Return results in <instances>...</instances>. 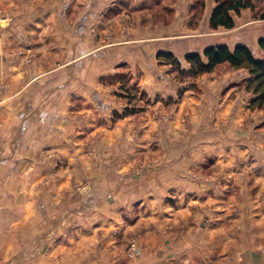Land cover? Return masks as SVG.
Returning a JSON list of instances; mask_svg holds the SVG:
<instances>
[{
  "label": "crops",
  "instance_id": "0c3cea01",
  "mask_svg": "<svg viewBox=\"0 0 264 264\" xmlns=\"http://www.w3.org/2000/svg\"><path fill=\"white\" fill-rule=\"evenodd\" d=\"M216 4L0 0L18 8L0 20V34L6 50L19 48L18 57L0 54V73L9 72L4 81L17 95L0 104V193L26 206L34 200L36 214L52 215L54 230L61 214L80 216V240L103 229L110 242L113 226H154L166 236V226L179 225L185 263L264 264V126L236 124L235 97L224 95L230 84L219 78L179 99L158 58L167 51L185 61L210 45L231 46L224 36L247 21L232 12L235 27L212 28ZM123 73L151 103L116 118L127 105L114 88ZM43 151L51 156L43 160ZM208 161L215 171L194 177ZM86 180L89 192L78 189ZM40 181L49 185L34 190Z\"/></svg>",
  "mask_w": 264,
  "mask_h": 264
},
{
  "label": "rangeland",
  "instance_id": "374dc122",
  "mask_svg": "<svg viewBox=\"0 0 264 264\" xmlns=\"http://www.w3.org/2000/svg\"><path fill=\"white\" fill-rule=\"evenodd\" d=\"M253 1L257 5V10L264 9V0ZM16 10L18 8L6 9L0 7V20L2 18H12ZM239 17L241 20L245 19L247 23L229 31L224 37L230 42L231 47L235 43H244L250 46L257 56H261L262 51L258 41L261 37H264V19L256 17L255 12L249 8L243 9ZM197 18L200 17L198 16ZM192 25L194 24L192 23ZM4 42L5 40L0 34V54L14 52L15 57H18L19 48L6 50ZM34 49L33 44L28 41L25 62L31 63L34 60ZM179 60L182 61L183 67H186L184 59L179 58ZM166 65H169L171 70L169 73L164 72L167 75L169 74L168 76L179 85V99L188 91L202 94L203 90L207 91L202 86V81L219 78V80L230 84L228 88H225L224 95L231 93L230 95L235 97L234 106L239 114L236 124L243 126L251 123L253 126L258 124L257 127L264 126V123H261L264 120V106L262 108L249 107L253 94L244 87V80L249 76L246 70L235 69L228 64H222L212 74H210L211 72L205 73L195 79L185 77L184 81H181L178 77V71H173L172 65ZM6 73L9 72L2 71L0 73V104H2L1 100H3L4 96L9 99L17 96L13 84L11 86L10 83L4 81V74ZM13 73L11 72V74ZM107 79L109 82L112 81L111 77ZM117 79L124 83L121 87L118 85L114 87L117 90L116 94L127 103L123 110L125 108L133 109L134 111L142 110L151 103V101L150 103L147 102L151 100V97L144 90L137 86L131 87L129 74H119ZM161 98V94L157 93L154 99L155 101H160ZM51 153L52 151H43V160L48 159ZM210 158H212L211 155L208 159ZM32 169L34 168L29 166L28 171ZM214 171L215 169L208 161L207 164L201 166L198 173L193 172V176L202 179L204 176H210ZM18 179L19 176L17 182L12 184L13 186H19ZM47 182H35L33 189L37 190L49 185ZM78 185V189L88 190V192L93 188L90 180L83 181V183ZM3 193H0V264H189L185 263L184 260L186 254L183 251V242H179L182 234L179 225L166 226L167 229H171L166 236H163L165 235L164 231L155 230L154 226H152L151 230L144 228L134 230H125V228L120 230L118 227L113 226L110 229V242L106 241L107 235L102 232L103 229L99 231H96V229L95 231L89 230L86 232V235L89 236L86 239H81L86 240L84 242L80 240L83 233L79 225L81 222L80 216H63L61 214L59 216L61 226L54 230L51 228L52 215L40 216L36 214L34 200H28L29 202L26 206L24 199L14 195L13 197H8L9 193L3 196ZM170 200L172 203H176L178 202V197ZM29 203H33L32 206L34 208L31 209ZM94 218L91 216L92 223H95ZM43 240L44 242H41ZM134 243L138 245L139 251L131 255L129 250Z\"/></svg>",
  "mask_w": 264,
  "mask_h": 264
},
{
  "label": "trees",
  "instance_id": "16d2710c",
  "mask_svg": "<svg viewBox=\"0 0 264 264\" xmlns=\"http://www.w3.org/2000/svg\"><path fill=\"white\" fill-rule=\"evenodd\" d=\"M251 9L255 16L264 19V9L257 10V5L253 0H217L211 17L210 26L214 29L224 26L228 29L235 27V20L232 12L240 14L243 9ZM262 51L261 56H257L252 48L244 43H239L234 47L228 44H214L206 47L202 53L193 52L185 56L188 68L183 67L182 61L173 53L160 51L158 58L166 64L172 65V70H177L179 79L184 81L187 78H198L205 73L213 72L218 66L228 64L235 69H244L248 72V77L244 80V87L253 94L249 107L262 108L264 106V37L258 41ZM134 111L125 108L122 114L117 113V117H122Z\"/></svg>",
  "mask_w": 264,
  "mask_h": 264
},
{
  "label": "built area",
  "instance_id": "2783aa9c",
  "mask_svg": "<svg viewBox=\"0 0 264 264\" xmlns=\"http://www.w3.org/2000/svg\"><path fill=\"white\" fill-rule=\"evenodd\" d=\"M139 251V247L136 243L132 244L129 253H131V255L136 254Z\"/></svg>",
  "mask_w": 264,
  "mask_h": 264
}]
</instances>
